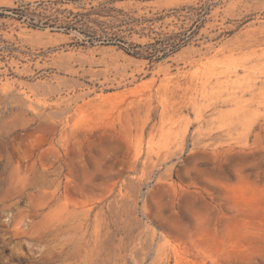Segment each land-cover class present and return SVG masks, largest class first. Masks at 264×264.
<instances>
[{
    "label": "rangeland",
    "instance_id": "obj_1",
    "mask_svg": "<svg viewBox=\"0 0 264 264\" xmlns=\"http://www.w3.org/2000/svg\"><path fill=\"white\" fill-rule=\"evenodd\" d=\"M0 264H264V0H0Z\"/></svg>",
    "mask_w": 264,
    "mask_h": 264
},
{
    "label": "trees",
    "instance_id": "obj_2",
    "mask_svg": "<svg viewBox=\"0 0 264 264\" xmlns=\"http://www.w3.org/2000/svg\"><path fill=\"white\" fill-rule=\"evenodd\" d=\"M116 11L117 10H115L114 8L103 7L93 14V15H96L97 18L91 19V15L89 14L88 20H81L78 24L81 25L82 27H87V28L90 27L89 25H92L96 27L97 29H99L101 33L104 34L102 37H99L100 42L107 43V44H116V45L117 43H120V44L125 45L124 42L118 41L116 34H112L108 31V29L112 31L116 25L118 26V28H121L123 27V23H125L124 19H121L113 14ZM25 14L26 12H22V15L20 18L23 19L26 16ZM101 19H105V21ZM31 22H34V21L31 20ZM31 26L35 28L44 27L45 24L41 25V23L39 24L31 23ZM84 34L85 36H88V33H84ZM94 34L98 35L99 31H95ZM189 39L190 37H185L178 42L177 41H167L166 43H163L160 49L156 50L155 53L153 54V60L160 61V60L166 59L172 54H175L182 47L188 44ZM122 48H124V50L131 56H134L136 58H144L143 55H140V53H137V51H131L127 49L126 47H122ZM136 48H141V47H135V49Z\"/></svg>",
    "mask_w": 264,
    "mask_h": 264
}]
</instances>
